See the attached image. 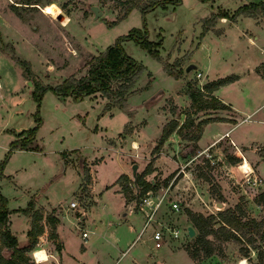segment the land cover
I'll return each mask as SVG.
<instances>
[{"label":"rangeland","instance_id":"1","mask_svg":"<svg viewBox=\"0 0 264 264\" xmlns=\"http://www.w3.org/2000/svg\"><path fill=\"white\" fill-rule=\"evenodd\" d=\"M20 1L0 0V162L6 161L0 176V193L7 198L10 209L26 207L29 200L34 201L35 207L36 201L45 203L34 210L45 216L39 220L43 230L33 246V249L37 248V260L47 259L49 250L44 249L45 242L55 233L53 224L47 222L56 210L53 204L64 209L73 199L79 206H69L68 214L62 210V234L68 238V252L75 254L82 249L83 242L78 227L88 232L95 230L85 243L87 260L136 264L134 260L138 259V264H158L155 262L158 258L167 263L173 258L177 264H241V259L245 258V264H263L259 262L257 249L250 248L251 257L247 259L233 240L221 245V254L215 252L197 260L190 255L196 230L189 236L185 227V219L190 220L187 208L209 215L239 202L249 217L264 219V208L254 201L264 190V181L261 186L257 178L246 176L252 171V162L239 156L240 161L231 163L229 156L235 154L229 143L223 144L218 154L187 157L195 152V141L176 132L156 148L164 125L172 119L182 123L190 113L195 121L209 114L217 118L220 114L237 116L229 108L197 110L185 89L188 85L203 89L207 79H214L215 75L226 76L233 70L241 72L248 55L256 52L259 46L251 45L247 35L264 39V19L256 22L254 17L245 16L236 22L225 23L218 22L217 18L206 28L205 18L221 10L232 13L243 4L263 0H181L177 4L158 5L145 13L135 7L121 19L118 16L123 7L118 0H32L36 3L31 4ZM12 5H17V10ZM92 5H98L102 14L94 17ZM262 15L258 13L256 17ZM144 26L148 30V39L160 42L156 46L160 58L153 57L133 40L123 42L126 52L142 63L144 69L131 84L122 106H119L117 96L107 97L96 92L75 100L57 96L50 88L44 91L38 106L32 94L35 87L31 75H27L25 81L22 79L23 61L32 69L33 80L41 81L45 86L57 85L69 76L80 77L87 73L94 55L103 52L132 28ZM223 30L224 34L218 35ZM190 63L197 66L189 73L185 68ZM165 65L174 72L181 71V76L175 78L169 74ZM202 98L209 101L208 94ZM236 99L240 105L245 97L236 96ZM37 109L41 122L34 144L38 149L11 150L10 143L16 134L37 125L34 115ZM208 129L221 130V126L212 123ZM234 132L236 135L246 132L249 139H264V123L258 127L245 123ZM133 141H137L138 148L133 147ZM256 148L259 152L257 160H264V144ZM98 160L103 161L99 163ZM94 162L98 163L94 165L98 198L85 215L82 211L92 198L90 164ZM135 162L139 165L138 173L148 167L145 178L153 181L156 193L171 187L166 192L168 202L157 216L170 225L182 226L184 234L175 237L172 245L179 251L172 256L168 245L155 248L153 241L148 239L155 222L151 220L141 234L146 221L144 212L136 211L132 203L125 205L126 200L120 203L123 195L112 188L105 189L113 182L115 174L126 168L129 178H123L119 183L124 186L129 181L130 184ZM253 166L257 172L254 162ZM259 176L261 180L264 178V175ZM130 188L127 197L137 194L131 184ZM140 196L129 200L134 199L137 205ZM173 201L178 202V209L172 207ZM125 212L127 219L122 221ZM11 220V229L21 242L18 245L22 246L27 241L25 216L13 210ZM189 220V225H193ZM162 231L163 240L170 229L166 227ZM54 243L57 248L59 242ZM255 245L264 248L261 241ZM32 250L26 252L28 261L25 264L36 263ZM123 250L126 253L117 261ZM10 252L7 247L3 248L5 256ZM51 259L53 257L49 255L48 260L39 264H52Z\"/></svg>","mask_w":264,"mask_h":264},{"label":"trees","instance_id":"2","mask_svg":"<svg viewBox=\"0 0 264 264\" xmlns=\"http://www.w3.org/2000/svg\"><path fill=\"white\" fill-rule=\"evenodd\" d=\"M118 1L123 7V12L118 16V19L126 16L135 7L140 8L141 11L145 13L158 5H165L168 3L177 4L181 2V0ZM20 2H22V4L36 3V1L32 0H21ZM16 6L17 5H12L15 10H17ZM258 13H264V0L259 3L251 2L243 4L232 13H229L226 10L212 13L209 17L205 18L204 26L206 28L211 26L219 17L233 19L240 14L254 16ZM114 22H116V20H114L113 23ZM147 33L148 30L145 26L142 28H132L126 34L117 37L115 42L110 44L103 52L94 55L91 58L86 74L80 77H66L57 85L45 86L41 81H34L32 69L25 61H23L21 63L24 67L23 75L25 77H27V75L28 77L31 75L30 80H32L35 87L32 94L37 101L38 106L44 91L49 88L57 96L72 97L75 100H81L87 95L101 92L107 97L117 96V98H119L118 104L119 106H122V103L126 100V96L130 93L129 88L131 84L134 82L136 76H138L144 69V65L142 63L126 52L123 42L126 40H133L144 47L150 55L155 58H160L159 52L156 48L160 42L150 41ZM164 68L175 78H179L181 76V71L174 72L169 69L167 65H165ZM234 79V75L218 78L205 83L203 85V89H196L191 85H188L187 89H185V93L191 99L192 106L197 107V110L227 108V106L218 97L214 96L212 92L220 85L231 82ZM114 82H117L116 86L113 85ZM205 94H208L209 101H204L202 98ZM202 101H204L205 104L202 103ZM38 111L39 110L37 109L34 114L37 125L16 134V138L10 143L11 150L14 148L38 149V145L34 144L36 129L41 122V117L39 116ZM217 119V117L208 115L199 121H195L192 113L187 114L184 122L182 123H179L177 119H172L164 125L156 148L162 145L174 132L183 138L196 142L201 137L203 126L208 122ZM186 129H191V132H186ZM193 130H196V132H192ZM23 134L24 136H22ZM240 159L241 158L236 155L229 156V161L231 163H237ZM5 162V160L0 162V176L3 174L2 166ZM148 172L149 169L147 167L144 171L138 173L136 185L133 179L131 180V182L135 185V189H137V194L135 196L127 197V193H129L131 189L129 181L122 186V191L127 200L135 198L149 189H154L155 184L153 181L145 178ZM123 178L128 179L129 177L127 174L123 173L118 177V180ZM254 201L256 204L264 208V190L258 193ZM34 210L35 205L32 200H29L26 207L16 209V211H21L26 214L31 221V226L28 231L30 241H28L25 245L19 246L16 236L12 234L9 228L10 210L7 207V198L0 193V264H25L28 261L26 252L33 249L37 236L43 230L42 224L39 223V220L43 216L41 213H36ZM186 212L196 230L194 242L190 249V255L193 258L199 260L203 257H209L215 252H219L221 254L223 252L221 245H223L226 241L233 240L239 244L241 254L244 257H247V259L251 257L250 248L257 249L259 262L264 264V248L261 249V247L255 245L258 241L264 243V219L257 220L255 217H249L240 202L233 207L221 209L216 214L211 213L209 215H204L202 213H195L189 208H187ZM57 220L58 219L54 217L47 218V222L53 224V226L56 224ZM215 222L218 223L217 227H215ZM5 247L11 248L10 255L8 256L3 254V248Z\"/></svg>","mask_w":264,"mask_h":264},{"label":"crops","instance_id":"3","mask_svg":"<svg viewBox=\"0 0 264 264\" xmlns=\"http://www.w3.org/2000/svg\"><path fill=\"white\" fill-rule=\"evenodd\" d=\"M262 16H258L256 17V15L252 16V15H245V14H240L236 17H234L233 19H229L226 17H220L218 18V22H236L237 20H239L242 17L245 16H249V17H254V20L257 21H262L264 19V13H262ZM262 17V18H260ZM216 22V23H218ZM264 22V21H263ZM224 34V30L223 32L220 31L218 35L222 36ZM261 36H256V37H252L250 35H247V39L248 41L251 43V45H256L259 44L258 47H256V52H251V55H248L247 58V62L246 65L244 66V69L239 72V71H231V73L229 75L226 76H231L234 75L235 79L231 82H228L226 84H222L220 85L218 88H216L212 94L216 97H218L226 106V109H231L233 111V113L235 115H237L236 117L234 116H230V115H225V114H220V117L217 120H213L208 122L207 124H205V126L203 127V131L201 134V137L195 142V152L191 153V155L189 154V156L187 157H196V156H201L202 154H207L209 156H212L214 154H218L220 153V151H222L221 147L223 144L229 143L231 144V148L234 149V154L236 156H243L244 158H247L248 161L251 163L252 165V173L250 174V177L253 178H257V180L261 181V186L263 185V181L264 178H262V180L260 179L261 175L263 177L264 175V160H257L259 157V152L257 151V146L260 144H264V139H249L246 135H248L246 132H243V134H238L236 135V132H234V130L241 126L242 124L248 123L250 124V127H254V126H259V124L264 123V39L261 40L260 38ZM261 41L262 43L258 42ZM200 70V69H199ZM226 76H222V77H226ZM219 76H214V79L209 78L207 79L206 82L212 81V80H216L218 78H222ZM22 79L25 81L26 77L24 75H22ZM236 96H243L245 97V100H243V102L239 105L236 99ZM236 101V102H235ZM217 110V109H216ZM218 110H223V109H218ZM211 115V114H209ZM208 116V115H207ZM219 116V115H218ZM212 123H216L219 124L221 126V130L220 129H216L213 131H210L208 129V127L212 124ZM227 133V135H226ZM186 140V139H183ZM224 153H226L225 150H223ZM220 159H223V157H220ZM100 161L99 163H101L103 160H98ZM96 161V162H98ZM91 163V183H90V193L92 194V198H91V202L89 204L88 207L85 208V215L87 210L91 209L96 203H97V196L98 193L96 192V187H95V183H96V176H95V164L98 163ZM253 162L256 164V171L254 166H253ZM127 174L129 176L128 173V168H126L124 171H121L120 173L117 172V174H115L113 182L111 184H108L105 186V189H109L112 188L115 192H117L120 195H123L122 197V201L120 203L125 202V205H127L128 203H132V206L135 207L136 211H141L143 212L140 208H139V204L136 205L135 200H127L125 195L123 194L122 191V185L119 183L121 180H118V177L121 174ZM255 182L258 183V181ZM170 186L163 188L165 189L163 192H160L159 194L163 196V200L161 202V204L159 205L158 209L156 210V212L153 214V216L151 217V219L146 223V221L143 224L142 230H141V234H143V232L145 231V229L147 228V226L149 225L150 221L153 220L155 222V228L153 230V233L155 230L157 229H165L166 227L168 229H175L178 231V236H174L173 233H171L169 231V235L172 236L170 237L168 235V237L165 236V238L162 240L161 239V244L159 247H161L162 244L168 245V247L171 249V256L172 254H174V252H178L179 250L175 251L176 249L173 248V239L179 238L180 235L184 234L183 229H181L182 226H175V225H170L167 221L162 220L161 218H159L157 215L159 214V212L162 209V206L168 202V200L166 199V192L167 190H170ZM264 189V185L262 187ZM137 190V189H136ZM198 195V192H197ZM200 198H202V196L198 195ZM197 196V198H198ZM168 199H171V197H168ZM73 200V199H72ZM198 200V199H197ZM199 201V200H198ZM202 201L203 200L202 198ZM41 202V203H40ZM175 202V201H173ZM200 202V201H199ZM41 204H45L42 203V201H36V207L35 209H37V207H39V205ZM51 204H53L51 202ZM201 204V203H199ZM203 204L208 205L206 202H204ZM54 208H56L54 215H52L53 217H55L57 220V224H55L54 226H52L53 228L55 227V233L54 235H51V239L47 238V241L45 242V249L49 250L47 251V253H52V255H50L51 257H53V259H51L53 261L52 264H104L102 261L100 260H95V259H88V250H87V246L85 245V243L88 240V237L94 233L95 230H91V232H88V236L84 237L82 235V229L81 226L78 227L79 230L81 231V236L83 238V242L81 244V248L80 250H78V252L76 251L75 254H71L70 252H68L67 250V246H68V238L64 237L62 234V230H63V221L61 218V213L63 212L62 210L65 211V213H69V211H71V208L68 206L64 209H62L63 207H58L57 205H54ZM204 206V205H202ZM24 208V207H22ZM70 208V209H69ZM18 208L15 209H10V213H9V228L12 232V234H14L18 240V242L21 244V242L18 239V236L16 235V233L11 229V225H12V220H11V213L12 211L16 210ZM19 215L25 216V222L27 224V229L25 231V237H26V242L23 243V245H25L28 242L29 236H28V231L30 229L31 226V221L30 218L24 214L21 211H17ZM64 213V212H63ZM77 213V212H76ZM80 214V213H79ZM84 214H81V216H83ZM127 212L123 213V217L121 218V220H125L127 219ZM43 217H45L43 215ZM186 220V224L185 227L187 228L189 226V222H187V220H189L188 218L185 219ZM190 221V220H189ZM81 222V221H80ZM121 224V223H119ZM118 224V225H119ZM191 225V224H190ZM193 226V225H192ZM51 227V228H52ZM153 233L149 235L148 239H151L153 241V246L155 248H158L155 245L156 239H154L153 237ZM139 237V236H138ZM54 242H59V244L57 245V248L55 247V243ZM115 246H117L116 243H113ZM53 246V248L51 249L52 252H50V248ZM126 253V250H123L121 252L120 257L117 259V261L121 258L122 255H124ZM242 257V256H241ZM240 259V258H239ZM134 261H136V264H138V262H140V260L135 259ZM156 263L158 264H177V260L175 259H171L170 261L167 260H163L161 258H158L156 261Z\"/></svg>","mask_w":264,"mask_h":264},{"label":"built area","instance_id":"4","mask_svg":"<svg viewBox=\"0 0 264 264\" xmlns=\"http://www.w3.org/2000/svg\"><path fill=\"white\" fill-rule=\"evenodd\" d=\"M197 75L199 76L200 73H198ZM226 135H227V133H226ZM242 159H244L243 156H242ZM252 171L249 172L248 175H246V176H250V174L252 173ZM130 184L133 187L135 186L134 183H132L131 181H130ZM162 200H163V196L160 195L159 193H156L153 189H149V190H147V191H145V192H143L141 194V196L139 197V208L144 212V214L146 216V223L151 219V217L153 216V214L156 212V210L158 209V207L161 204ZM171 205H172L173 208L178 209V202H176V201L175 202H172ZM69 206L71 208H78L79 203H78L77 200H72V201H70V205ZM82 213H84V212L82 211ZM170 232L173 233L174 236H178V231L177 230L170 229ZM82 235L84 237H87L88 236V231L86 229H82ZM163 236H164V234H163V231L162 230L157 229V230L154 231L153 237H154V239H156L155 245L157 247L160 246L161 239L163 238ZM35 249L36 248H34L32 250V257H33L34 261L37 264L42 263V262L48 260V257L49 256H47V259H45L43 261H40V262L37 261L36 256H35ZM48 255H52V254H49L48 253Z\"/></svg>","mask_w":264,"mask_h":264},{"label":"water","instance_id":"5","mask_svg":"<svg viewBox=\"0 0 264 264\" xmlns=\"http://www.w3.org/2000/svg\"><path fill=\"white\" fill-rule=\"evenodd\" d=\"M91 9L94 12V17H98L99 15L102 14V11L100 10L98 5H92ZM196 66H197L196 64L190 63L186 66L185 70L186 72L190 73L194 68H196ZM138 166L139 165L137 162L133 163L132 165V178H133L135 185H136V181L138 177ZM219 205H221V202L219 203ZM187 231H188L189 236H193L195 234V228L192 225H189L187 227ZM7 250H11V248L8 247Z\"/></svg>","mask_w":264,"mask_h":264},{"label":"bare ground","instance_id":"6","mask_svg":"<svg viewBox=\"0 0 264 264\" xmlns=\"http://www.w3.org/2000/svg\"><path fill=\"white\" fill-rule=\"evenodd\" d=\"M132 145H133V147L138 148V143H137V141H133ZM36 250H37V248L35 249V253H36ZM45 250H46V249H45ZM35 256H36V255H35ZM48 256H49V255H48ZM36 259H37V256H36ZM37 261H39V260H37ZM39 262H40V261H39ZM245 262H246V259H245V258L241 259V264H245Z\"/></svg>","mask_w":264,"mask_h":264}]
</instances>
